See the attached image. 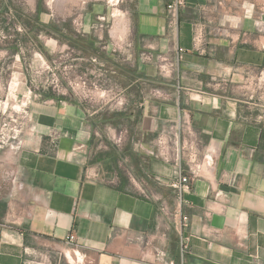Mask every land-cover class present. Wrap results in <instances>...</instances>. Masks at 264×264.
Masks as SVG:
<instances>
[{"label": "crops", "instance_id": "1", "mask_svg": "<svg viewBox=\"0 0 264 264\" xmlns=\"http://www.w3.org/2000/svg\"><path fill=\"white\" fill-rule=\"evenodd\" d=\"M170 2L134 0L133 32L144 51L152 42L160 46L150 54L178 58L174 79L139 54L120 86L142 93L133 100L140 109L137 147L121 156L133 157L148 190L115 171L119 153L110 152L107 168L101 161L108 153L91 154L98 133L81 104L49 99L7 108L0 101V136L9 132L3 122L24 127L0 147V264H154L158 250L178 262L170 185L178 171L155 147L177 120L209 165L183 193L184 264H264V124L247 102L249 79L264 80V0H185L176 35L168 27ZM198 23L206 25V54L193 47ZM151 67L171 100H151Z\"/></svg>", "mask_w": 264, "mask_h": 264}, {"label": "rangeland", "instance_id": "2", "mask_svg": "<svg viewBox=\"0 0 264 264\" xmlns=\"http://www.w3.org/2000/svg\"><path fill=\"white\" fill-rule=\"evenodd\" d=\"M133 5L134 0H0V101H7V108L25 100L81 104L98 133L90 146L91 154L119 153L114 159L115 171L130 181L132 175L142 189L148 190L131 164L133 157L123 156L137 147L134 141L140 109L138 101L133 100L142 96L138 89L120 87L131 78L123 71L135 67L134 57L149 53L145 44V51L137 45ZM79 18L86 22L81 30L73 23ZM120 21L123 26L117 28ZM73 33L94 37L97 51L70 46ZM118 46L123 50L118 51ZM113 47H117L116 52ZM157 56L150 61L156 67ZM150 73L151 100L157 101L161 98L155 92L161 81L152 67ZM261 82L259 85L254 78L249 79L247 97L251 98L247 102L253 104L255 117L264 124V80ZM142 88L141 84V92ZM146 88L147 84L145 92ZM110 157L102 159L103 168L109 167Z\"/></svg>", "mask_w": 264, "mask_h": 264}, {"label": "built area", "instance_id": "3", "mask_svg": "<svg viewBox=\"0 0 264 264\" xmlns=\"http://www.w3.org/2000/svg\"><path fill=\"white\" fill-rule=\"evenodd\" d=\"M185 3V0H171L167 5V14H168V27L172 35H176L178 28L179 20V9ZM74 26L77 30L84 28V21L82 18L73 21ZM102 32V31H101ZM205 32L206 25L203 23H198L194 27V36H193V47L200 54H206L207 49L205 47ZM113 36V35H112ZM99 39H102V34L99 35ZM145 47L154 50L156 49V43L146 42ZM114 52L117 51V47H113ZM123 47L118 46V51H122ZM143 61L150 62L155 60V57L150 53H144L142 56ZM157 67L160 76L164 79H174V76L178 72V58L168 55H158L157 56ZM217 84V83H216ZM219 85V84H217ZM180 87L177 85V90L179 91ZM157 94L163 100H171V94L164 89L156 90ZM28 99V98H26ZM19 102V105L26 104L25 101H16ZM14 107V106H12ZM187 116V113L183 112V117ZM8 117L13 119V113H8ZM184 121H174L169 124L166 130L160 132L155 138V147L156 154L159 158L166 162H170L177 169V179L173 180L170 185L171 188L176 193V204L172 211V223L174 229L179 238V247H180V259L177 262L172 258L165 259V253L161 250L157 251V262L154 264H184V256L188 252L189 243L188 237L183 235V229L188 225L187 216L182 214V203H183V193L190 189V183L192 180L199 175L205 173V170L209 166L204 161L199 159V150H198V140L193 139L192 137H183L184 134ZM2 127L9 129V132H3L1 134L0 147L4 143H8L10 139H15L17 135L24 129L21 125H12L9 126L7 122L2 123ZM8 177L13 176V171L6 172ZM131 181L138 185L137 180L130 175ZM156 200H159L156 199ZM162 210L170 212V208L163 205L160 206ZM75 240L74 233H70L68 236V242L72 243Z\"/></svg>", "mask_w": 264, "mask_h": 264}, {"label": "trees", "instance_id": "4", "mask_svg": "<svg viewBox=\"0 0 264 264\" xmlns=\"http://www.w3.org/2000/svg\"><path fill=\"white\" fill-rule=\"evenodd\" d=\"M38 13H39V10H36V19L38 18ZM98 41L94 38V37H90V36H86V35H83V36H80L79 34H76V33H73L71 34V38L68 42V44L72 47H75L77 49H80V50H85L87 51L88 49H91L93 53H95L96 48H95V44L97 43ZM117 67V65H116ZM110 156V153L108 154V157Z\"/></svg>", "mask_w": 264, "mask_h": 264}, {"label": "bare ground", "instance_id": "5", "mask_svg": "<svg viewBox=\"0 0 264 264\" xmlns=\"http://www.w3.org/2000/svg\"><path fill=\"white\" fill-rule=\"evenodd\" d=\"M112 1H117V0H112ZM116 11H117V10H116ZM118 11H119V10H118ZM120 22H122V21H120ZM120 22H119V23H120ZM122 23H123V22H122ZM122 26H123V25H122L121 23H120V24H117V28H122ZM115 30H117V29H115Z\"/></svg>", "mask_w": 264, "mask_h": 264}]
</instances>
